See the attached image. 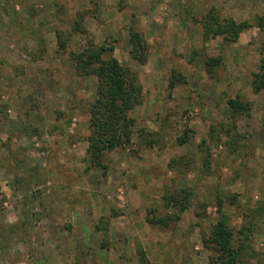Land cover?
Returning <instances> with one entry per match:
<instances>
[{
    "label": "rangeland",
    "instance_id": "1",
    "mask_svg": "<svg viewBox=\"0 0 264 264\" xmlns=\"http://www.w3.org/2000/svg\"><path fill=\"white\" fill-rule=\"evenodd\" d=\"M263 15L264 0H0V264H220L218 199L236 264H264V27L231 42L207 24ZM89 42L142 90L129 143L98 167L95 80L74 69ZM236 98L250 106L232 118ZM182 191L179 212L165 199Z\"/></svg>",
    "mask_w": 264,
    "mask_h": 264
},
{
    "label": "trees",
    "instance_id": "2",
    "mask_svg": "<svg viewBox=\"0 0 264 264\" xmlns=\"http://www.w3.org/2000/svg\"><path fill=\"white\" fill-rule=\"evenodd\" d=\"M207 24L216 27L217 31L224 35L226 40L235 42L239 33L244 29L253 26L263 28L264 15L257 17L253 22H236L232 19H224L222 22H218L214 16H208ZM132 36L134 47L132 55L135 59L143 62L144 58L139 46V37L135 33H132ZM61 45L63 47V44ZM217 59L210 58L207 61L209 74L213 67L217 65ZM74 69L77 75L91 77L95 80V97L89 108L85 160L92 167H98L105 153H110L116 148L129 143L134 124V120L129 116V113L140 103L142 90L134 74L123 68L115 58L111 56L105 58L103 49L96 47L92 42H89L84 49L74 55ZM252 76L251 87L253 92L264 91V60L260 63L258 72ZM177 77L180 76L177 75ZM177 79L173 75L170 77L169 88L175 86ZM227 105L232 118L240 113L247 112L250 106L248 103H242L237 98L227 100ZM188 196V192L182 191L180 199L168 196L165 200L167 204L177 205L179 212H183L186 209ZM222 208L223 202L218 199L219 220L211 229L206 243L210 244L215 250L218 263L236 264L243 245L233 247V231ZM154 221L161 222V220ZM247 239L248 237H245V241ZM214 263L215 261L212 262V264Z\"/></svg>",
    "mask_w": 264,
    "mask_h": 264
}]
</instances>
